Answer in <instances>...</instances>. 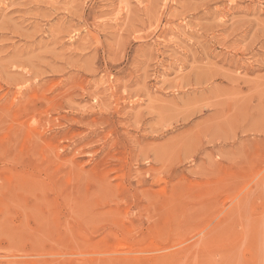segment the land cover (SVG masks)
<instances>
[{
  "label": "rangeland",
  "instance_id": "obj_1",
  "mask_svg": "<svg viewBox=\"0 0 264 264\" xmlns=\"http://www.w3.org/2000/svg\"><path fill=\"white\" fill-rule=\"evenodd\" d=\"M0 264H264V0H0Z\"/></svg>",
  "mask_w": 264,
  "mask_h": 264
},
{
  "label": "bare ground",
  "instance_id": "obj_2",
  "mask_svg": "<svg viewBox=\"0 0 264 264\" xmlns=\"http://www.w3.org/2000/svg\"><path fill=\"white\" fill-rule=\"evenodd\" d=\"M116 7H117V6H116ZM118 8H119V7H118ZM116 10H117V9H116ZM122 12H123V11H122ZM18 190H19V189H18ZM247 207H248V206H247ZM6 215H7V214H6ZM187 215H188V214H187ZM247 217H248V216H247ZM178 220H179V219H178ZM187 225H188V224H187ZM260 228H261V227H260ZM220 230H221V229H220ZM108 231H109V230H108ZM17 232H18V231H17ZM207 243H208V242H207ZM209 243H210V242H209ZM243 244H244V243H243ZM255 245H256V244H255ZM54 246H55V245H54ZM10 248H11V247H10ZM237 249H238V247H237ZM190 250H191V249H190ZM239 250H240V249H239ZM259 251H260V250H259ZM12 252H13V251H12ZM12 252H11V253H12ZM185 254H186V253H185ZM180 255H181V253H180ZM222 255H223V253H222ZM222 255H221V256H222ZM181 257H182V256H181ZM231 257H232V256H231ZM175 258H176V257H175ZM224 258H225V257H224ZM157 260H158V259H157ZM157 260H156V261H157ZM175 260H176V259H175ZM231 261H232V260H231Z\"/></svg>",
  "mask_w": 264,
  "mask_h": 264
}]
</instances>
